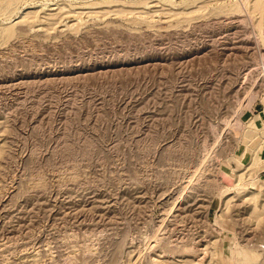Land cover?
I'll use <instances>...</instances> for the list:
<instances>
[{
	"label": "rangeland",
	"instance_id": "rangeland-1",
	"mask_svg": "<svg viewBox=\"0 0 264 264\" xmlns=\"http://www.w3.org/2000/svg\"><path fill=\"white\" fill-rule=\"evenodd\" d=\"M0 264H264V0H0Z\"/></svg>",
	"mask_w": 264,
	"mask_h": 264
},
{
	"label": "bare ground",
	"instance_id": "bare-ground-1",
	"mask_svg": "<svg viewBox=\"0 0 264 264\" xmlns=\"http://www.w3.org/2000/svg\"><path fill=\"white\" fill-rule=\"evenodd\" d=\"M260 114V116H262V113H259Z\"/></svg>",
	"mask_w": 264,
	"mask_h": 264
}]
</instances>
